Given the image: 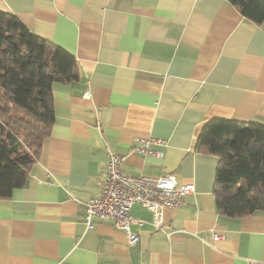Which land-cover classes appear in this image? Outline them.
<instances>
[{
  "label": "crops",
  "instance_id": "obj_1",
  "mask_svg": "<svg viewBox=\"0 0 264 264\" xmlns=\"http://www.w3.org/2000/svg\"><path fill=\"white\" fill-rule=\"evenodd\" d=\"M0 11L78 67L52 83L53 123L25 186L0 199V264H264V211L220 214L218 159L193 147L211 119L264 126V21L226 0H0ZM135 138L161 140L149 148L162 156L133 153ZM109 152L128 175L195 188L163 211L162 231L132 205L134 245L110 220H81Z\"/></svg>",
  "mask_w": 264,
  "mask_h": 264
},
{
  "label": "trees",
  "instance_id": "obj_2",
  "mask_svg": "<svg viewBox=\"0 0 264 264\" xmlns=\"http://www.w3.org/2000/svg\"><path fill=\"white\" fill-rule=\"evenodd\" d=\"M261 24L264 0H226ZM78 78L72 55L0 11V199L25 186L53 123L54 82ZM193 147L218 159L213 197L217 211L235 218L264 211V126L211 119Z\"/></svg>",
  "mask_w": 264,
  "mask_h": 264
},
{
  "label": "built area",
  "instance_id": "obj_3",
  "mask_svg": "<svg viewBox=\"0 0 264 264\" xmlns=\"http://www.w3.org/2000/svg\"><path fill=\"white\" fill-rule=\"evenodd\" d=\"M84 97H88L85 93ZM132 152L141 156L161 157L162 153L149 148L151 143L161 145L159 139H134ZM123 157L109 152L104 170L98 181L99 191L82 204L81 220L87 229L92 228L95 220H110L114 228L123 231L128 244L134 245L138 236L130 229L132 217L129 210L138 204L151 212V224L155 230L163 229V211L176 209L184 199L195 192L193 184H178L174 175L131 176L121 169ZM221 238L212 234L213 240Z\"/></svg>",
  "mask_w": 264,
  "mask_h": 264
}]
</instances>
